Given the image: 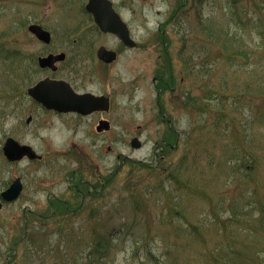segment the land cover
Listing matches in <instances>:
<instances>
[{"label":"rangeland","instance_id":"rangeland-1","mask_svg":"<svg viewBox=\"0 0 264 264\" xmlns=\"http://www.w3.org/2000/svg\"><path fill=\"white\" fill-rule=\"evenodd\" d=\"M110 1L136 49L96 30L87 0H0V192L16 177L26 184L0 211V264L23 234V209L39 210L46 193L81 206L68 217L61 205L46 225L27 214L30 238L10 264H139L144 246L176 264H264V221L248 205L264 200V0ZM31 24L51 33L50 45ZM101 45L118 51L114 63L97 59ZM59 52L67 58L54 78L108 95L107 114L78 120L33 106L26 90L51 77L33 61ZM101 116L111 128L99 134ZM8 137L46 155L48 167L8 163ZM238 202L245 208L234 213ZM97 242L107 256L89 257Z\"/></svg>","mask_w":264,"mask_h":264},{"label":"water","instance_id":"water-1","mask_svg":"<svg viewBox=\"0 0 264 264\" xmlns=\"http://www.w3.org/2000/svg\"><path fill=\"white\" fill-rule=\"evenodd\" d=\"M86 10L93 15L95 23L102 32L115 34L123 43L130 47L134 46V42L129 37L126 25L113 10L112 3L109 0H88ZM28 30L40 41L46 44L50 42L49 32L43 30L40 26L31 25ZM98 57L110 63L115 60L116 54L101 47L98 50ZM64 58V54L49 55L46 58H40L39 65L41 68L50 67L55 71V63L63 61ZM28 94L40 102L45 108L58 112L72 111L87 115L94 111H107L109 108L108 98L102 96L96 97L92 94L78 95L64 81L45 79L29 89ZM103 126L107 129L109 125L108 123H104ZM97 130H101V127H98ZM131 146L133 148H139L140 143L137 139H133ZM3 152L10 161L20 160L25 155L29 158H34V152L29 147L20 146L10 138L6 140ZM20 191L21 185L19 179H17L10 188L1 194V197L5 201H12L18 197Z\"/></svg>","mask_w":264,"mask_h":264},{"label":"flooded vegetation","instance_id":"flooded-vegetation-1","mask_svg":"<svg viewBox=\"0 0 264 264\" xmlns=\"http://www.w3.org/2000/svg\"><path fill=\"white\" fill-rule=\"evenodd\" d=\"M36 107L41 109L42 112L45 115H52V116H55V117H58V116H61V115H70V116H73V117L77 118L78 120H80V119H89V118L94 119L97 115H103L102 113H97V112L89 114L88 116H81V115H78L76 113L60 114V113H57V112H54V111H48L46 109H42L37 104H36ZM102 119H104V118H100V120H102ZM32 120H33L32 117H30L27 120V123L30 124L32 122ZM27 162H28L29 165H32V166L36 167V169L31 171L33 173H36V171L38 170L39 167H43V168H47L48 167V162L46 160V155H43V154L40 155V159H36V160H28L27 159ZM73 175H75V173H73ZM72 179H73V177H72ZM22 183H23V181H22ZM68 183H69L68 184V188L71 189L73 191V193H75L77 195H79L81 193L80 186L78 184H75L74 182H68ZM38 185L40 187L35 186L34 187L35 190L40 189L43 192H46V187H45L44 183H38ZM25 188H26V184L23 183V189H22L21 194L24 192ZM21 194H20V196H21ZM62 204H63V201H61V200H59V199H57L55 197H50L46 193L44 203L40 207L39 210H38L36 204L34 205L36 210H33L31 207L24 208L23 209V217H24V223H25L24 233L22 234V237L19 240L15 241L14 243L11 244L10 249L14 250L15 246H17V245L19 246L20 244L25 242L26 239L28 238L29 229L27 227L29 225V220H28L27 214H33L38 219H42L44 224H47L48 222H55L57 220V216L60 215L59 212H60V207H61ZM77 211H78V208H72V209L67 208L66 212H67V214H73L74 215V214L77 213ZM16 254H17V252H16V249H15L14 250V256H12V259H11V257H8L7 258V262L13 260L15 258V256H16Z\"/></svg>","mask_w":264,"mask_h":264},{"label":"trees","instance_id":"trees-1","mask_svg":"<svg viewBox=\"0 0 264 264\" xmlns=\"http://www.w3.org/2000/svg\"><path fill=\"white\" fill-rule=\"evenodd\" d=\"M256 28H257V34L259 35L260 39L263 40L264 39V24L260 23V21H259V23L256 25ZM248 205L254 211L259 212L261 215L262 221H264V217H263L264 200L255 199L254 201H250L248 203ZM231 208L234 211V213H239L245 208V205L241 202H238V203L232 205ZM258 225L262 226V224H258ZM91 247L92 248L90 250L89 257L94 258V255L96 254L97 256L95 258L98 259L100 257H105L109 254V252H107L108 251V243H99V242L92 243ZM144 248H145V251H143L142 256L145 258V261L138 260L139 264H176V262L170 257L169 251H166L160 257H157L154 254V252L152 251V249L150 248V246H144ZM259 263L252 262V263H247V264H259ZM94 264H98V262H96ZM204 264H231V263H229V262L222 263L221 261H219L217 259H211Z\"/></svg>","mask_w":264,"mask_h":264}]
</instances>
